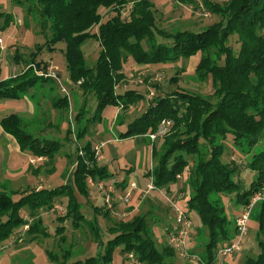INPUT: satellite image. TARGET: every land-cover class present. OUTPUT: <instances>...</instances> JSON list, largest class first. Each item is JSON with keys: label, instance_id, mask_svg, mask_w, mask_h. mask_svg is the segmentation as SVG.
<instances>
[{"label": "trees", "instance_id": "obj_1", "mask_svg": "<svg viewBox=\"0 0 264 264\" xmlns=\"http://www.w3.org/2000/svg\"><path fill=\"white\" fill-rule=\"evenodd\" d=\"M181 1L195 3V0ZM13 2L25 7L28 14L35 18L38 34L46 40L37 44L29 57L18 44L9 46L13 48V59L22 61L25 67L16 76L0 80V97L22 98L29 91L34 94L39 92L43 97L48 95L57 110L58 119L69 114L68 97L56 92L54 78L40 76L30 66L32 63L38 67L47 65L43 60H37L44 47L53 50L58 42L65 43L69 76L81 92L77 120L87 116L91 99H96L99 112L107 104L127 108L134 100L143 97L135 90H129L125 95L116 94V87L125 78L123 67L129 56L139 64H147L176 62L200 53L195 73L202 80H211L213 93L206 95L173 90L163 96L158 95L153 98L148 110L130 123L129 130L122 137L155 133L163 120L172 121L168 131L158 136L162 137L161 145L153 146V157L156 159L152 172L154 183L158 187L167 186L177 181L185 170H190L188 183L192 192L188 207L195 210L208 227L205 262L215 264V250L219 245L230 242L236 234L235 221L227 215L222 200L219 196L213 198L214 194L221 195L239 188L233 179L239 168L233 162H222L220 158L228 135L233 136L236 145L246 146L247 152L262 144L247 165L257 176L249 190L239 193L243 204H247L253 194L264 187V0H228L223 4L205 1L206 11L217 14L220 17L218 21L200 31L172 32L157 25L156 7L151 0ZM130 2V13L124 18L122 10ZM194 5L198 7V4ZM102 7L113 15L104 20L100 11ZM1 14L5 15L7 26L13 16L9 12ZM233 36L237 37L238 49L231 45ZM90 39L99 41L101 50L97 61L89 65L82 45ZM37 85L40 91H37ZM45 86L48 88L45 89ZM0 124L16 138L21 150L39 157L52 158V151L61 145L57 140L30 133L16 113L1 118ZM95 153L90 145H86L78 157L74 187L82 193L86 191V176L98 174L103 177L106 174L102 168H91V164L96 163ZM191 158L195 161L193 167L189 166ZM64 193L70 194L66 216L74 213L78 224L84 219V214L78 211L79 203L70 186L29 191L16 201L8 191L0 190V241L8 239L26 225L30 239L46 234L38 210L51 209L55 197ZM25 204L32 210L30 221L18 215L19 208ZM258 206L261 252L256 258H247L244 264H264V201ZM93 224V228L98 230L96 222ZM113 228L121 229L123 233L110 241L106 254L72 264L110 263L111 252L118 245H123L122 253H132L143 264H168L167 260L174 255L171 245L158 248L146 219L140 215Z\"/></svg>", "mask_w": 264, "mask_h": 264}, {"label": "rangeland", "instance_id": "obj_2", "mask_svg": "<svg viewBox=\"0 0 264 264\" xmlns=\"http://www.w3.org/2000/svg\"><path fill=\"white\" fill-rule=\"evenodd\" d=\"M151 1L156 7L157 25L167 32H172L200 31L210 26L220 17L206 11L204 2L223 4L228 0H195V3H185L181 0ZM194 4H198V7ZM131 6L132 2L122 10L124 18L129 15ZM100 11L104 14V20L113 15L104 7L100 8ZM1 12H9L13 16L6 26L5 15H0V80H3L16 76L25 67L22 61L17 62L6 52L10 45L18 44L22 52L29 57V53L36 50L37 44H43L46 39L38 34L36 20L28 14L25 7L16 5L13 0H0ZM158 39L164 41L160 36ZM236 39V36L231 38L234 49L239 48ZM82 49L86 52V60L90 65L97 61L101 46L99 41L90 39L82 45ZM11 50L13 51V48ZM64 50V42H58L53 50L44 47L38 53L37 60L48 62L46 66H51L57 73L59 79L56 80V92L68 97L69 114L58 119L57 110L50 97H43L39 92L34 94L29 91L22 98L0 100V119L16 113L22 118L23 127L30 133L57 140L62 146L52 151V158L42 156L43 160L40 161L41 158L39 160L36 154L21 148L18 151L9 146L5 139L0 140V190L8 191L16 201L29 191L70 186L79 203L78 211L84 214V219L76 224L77 216L74 213L67 217L70 194L57 195L53 209L38 210L47 233L30 239L25 226L8 239L0 241V264L87 262L91 257L106 254L110 241L123 233V230L113 227H117L120 222L132 221L139 215L146 219L158 248L171 245V234L179 229L180 224L178 212L168 200L169 193H173L175 204L190 216L197 229L195 228V234L192 233L187 243V250L194 255L184 257L174 249V255L167 260L168 264H206L209 230L199 214L188 207L192 192L188 183L190 170L187 169L179 175L177 181L158 187L152 176L156 163L153 146H160L162 137L157 136L152 140L149 136L151 133L122 137V134L129 130L130 123L142 116L153 98L158 95L163 96L173 90H187L206 95L213 93L211 80H202L195 73L200 53L176 62L147 64H139L129 56L123 67L125 78L116 87V94L125 95L129 90H135L143 97L134 100L127 108L107 104L99 112L96 99H91L87 106V116L77 120L81 92L79 86L70 79ZM215 57L213 54L214 59ZM48 58L52 62L47 61ZM36 87L37 91H40L39 85ZM47 88L45 86V89ZM80 129H83L81 133ZM157 132L158 130L155 133ZM86 145H90L92 151L96 152V163H92L91 168H102L106 174L103 177L98 174L86 176V191L82 193L74 187L75 168L79 154ZM224 145L221 161L233 162L239 168V172L233 177L239 188L221 195L214 194L213 198L220 197L227 215L233 220L244 206L239 193L249 190L257 176L247 165L252 154L259 151L262 144L247 152L246 146L242 148L236 145L233 136L228 135ZM31 158L37 161L31 163ZM194 164L195 161L191 158L189 166L193 167ZM259 209L257 205L252 212L242 249L223 257L218 255V248L222 246L219 245L215 250L216 264L221 261L222 264H244L247 258L258 257L261 252L258 242ZM31 211V207L25 204L19 208L18 215L30 221ZM95 222L99 226L98 230L93 228ZM122 248L123 245L116 246L111 252L110 263L103 264H122ZM126 264L135 263L127 259Z\"/></svg>", "mask_w": 264, "mask_h": 264}, {"label": "built area", "instance_id": "obj_3", "mask_svg": "<svg viewBox=\"0 0 264 264\" xmlns=\"http://www.w3.org/2000/svg\"><path fill=\"white\" fill-rule=\"evenodd\" d=\"M1 41L2 40L0 38V42ZM30 66H32L36 74L40 76H49L54 78L55 80L59 79L57 73L53 71L52 67L49 65L48 66L42 65L41 67H38L35 63H32ZM171 124L172 121L170 119L163 120L158 129V132L151 133L149 135L150 138L154 140L157 136L165 134L168 131ZM31 162H34V160L32 159ZM151 187H153V185H151ZM168 200H170V202L178 212V222L180 224L179 229L171 234V246L174 249L178 250L182 256L191 257V255L193 254H191L190 251L187 250V243L194 231L195 228L194 223L190 218V216L184 210H181L179 207H177L173 198L169 197ZM262 201H264V187L253 194L250 201L247 204H244L243 209L235 217L236 234L234 238L227 245H222L221 247L218 248L219 256L226 257L242 249V245L248 231V222L252 216V212L254 208ZM27 227L28 225H26V228ZM129 256L132 258L134 257L132 253H130ZM222 262L223 261H221L219 264H222ZM138 264H142V263L139 262Z\"/></svg>", "mask_w": 264, "mask_h": 264}, {"label": "crops", "instance_id": "obj_4", "mask_svg": "<svg viewBox=\"0 0 264 264\" xmlns=\"http://www.w3.org/2000/svg\"><path fill=\"white\" fill-rule=\"evenodd\" d=\"M84 51V50H83ZM6 52L10 55V57L13 59V51L11 50V48L9 47V49L8 50H6ZM84 53H85V55H86V52L84 51ZM47 60V59H46ZM47 61H51L52 62V60H50V58H48V60ZM13 64H14V60H13ZM47 64H48V62H47ZM22 71V70H21ZM20 71V72H21ZM19 72V73H20ZM1 99H3V98H1L0 97V100ZM3 139H5V142L7 141L8 143V145L10 146L11 145V147L13 148V149H16V150H20V146H19V144H18V142H17V140H16V138L13 136V135H11V134H9V133H7L4 129H3V127L1 126V124H0V140H3ZM40 158H41V160H40ZM34 160V162L33 163H35V161H37V160H35L34 158H31V160ZM39 160L40 161H42L43 160V158L42 157H39ZM32 163V162H31ZM172 195H173V193H169V195H168V198L170 197V198H172ZM53 209V208H52ZM91 215V214H90ZM235 220V217H234V219H233V221ZM195 228H196V226H195ZM195 228H194V230H195ZM197 229V228H196ZM194 232H196V231H194ZM193 232V233H194ZM195 234V233H194ZM79 236L78 237H80L81 238V235L80 234H78ZM4 247L5 246H3V249H4ZM77 248V247H76ZM78 249H80V247L78 248ZM129 254L130 253H122V251H121V256H122V264H126V261H127V259L128 260H133L134 261V263L135 264H138L140 261H138L137 260V258L134 256L133 258L132 257H130L129 256ZM192 254H193V252H192ZM194 255V254H193ZM142 263V262H141ZM143 264V263H142Z\"/></svg>", "mask_w": 264, "mask_h": 264}]
</instances>
